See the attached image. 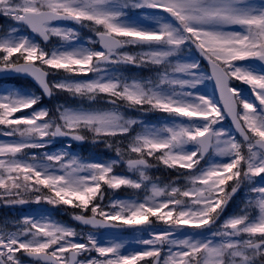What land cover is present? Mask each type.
<instances>
[{
  "label": "snow or ice",
  "instance_id": "1",
  "mask_svg": "<svg viewBox=\"0 0 264 264\" xmlns=\"http://www.w3.org/2000/svg\"><path fill=\"white\" fill-rule=\"evenodd\" d=\"M0 17L12 22L0 76L42 90L0 88V204L70 207L81 225L130 229L143 246L126 252L120 232L102 241L37 209L0 224V264H264V0H0ZM208 83L213 96L199 91ZM57 94L88 106H40ZM57 137L68 142L45 150ZM89 139L118 159L72 151ZM161 166L175 173L166 184L149 171ZM121 189L137 198L113 199Z\"/></svg>",
  "mask_w": 264,
  "mask_h": 264
},
{
  "label": "rangeland",
  "instance_id": "2",
  "mask_svg": "<svg viewBox=\"0 0 264 264\" xmlns=\"http://www.w3.org/2000/svg\"><path fill=\"white\" fill-rule=\"evenodd\" d=\"M12 22L11 21H9V22H7V25H9V24H11ZM6 25V26H7ZM89 30V29H88ZM90 31V30H89ZM91 32V31H90ZM188 58L189 59H196L191 53L190 54H188ZM0 88H2V87H0ZM203 89V87L201 86V88L199 89V90H202ZM62 102H58V104H61ZM64 104V103H63ZM66 105V104H65ZM0 140H6V139H3V138H0ZM76 155H78L79 156V154L78 153H75ZM93 160V159H92ZM116 199H122V200H127V199H124V198H120V197H118V198H116ZM53 219H55L54 217H53ZM55 220H57V219H55ZM58 221V220H57ZM59 222V221H58ZM61 223V222H60ZM64 224H66V223H64ZM70 226V225H69ZM71 227H73V228H75L77 231H82V229H79V228H77V227H74V226H71ZM157 228H162V227H157ZM120 238V237H119ZM120 239H122V238H120Z\"/></svg>",
  "mask_w": 264,
  "mask_h": 264
}]
</instances>
